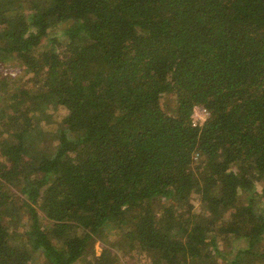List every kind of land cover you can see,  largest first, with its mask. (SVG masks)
<instances>
[{"label": "trees", "instance_id": "obj_1", "mask_svg": "<svg viewBox=\"0 0 264 264\" xmlns=\"http://www.w3.org/2000/svg\"><path fill=\"white\" fill-rule=\"evenodd\" d=\"M9 58L0 264H264V0H0Z\"/></svg>", "mask_w": 264, "mask_h": 264}, {"label": "rangeland", "instance_id": "obj_2", "mask_svg": "<svg viewBox=\"0 0 264 264\" xmlns=\"http://www.w3.org/2000/svg\"><path fill=\"white\" fill-rule=\"evenodd\" d=\"M64 26L71 27L72 29L75 28V26L73 25L72 19L68 20V22L65 25L64 24L62 25V27ZM58 32L60 33V30L58 28L50 30L49 37H51L53 34H58ZM61 32H62V29H61ZM47 43H48L47 39L43 38L40 46L47 45ZM0 64L3 67L18 69L19 73L16 77L21 75V72L24 68L21 64H19L18 61L12 58L7 59L5 62H2ZM16 77L3 76L2 73L0 72V79H2L3 81H6V80L8 81V80H11V78L14 79ZM165 98L166 96L162 98L163 102H165ZM47 113L49 117L48 118L46 117L43 119L41 126L39 127V129L34 131V134H35V137L38 138L39 140L44 139V138L50 139V142L53 145V142L55 141L57 127L59 125V122L62 120V118L66 114V111L62 107L51 106L47 109ZM192 201H193L194 210L197 213V217L200 219H205V207L203 206V204H201L198 198H193ZM41 223L42 224L44 223L43 215L41 217ZM105 241H108V242L111 241L113 243L116 242L117 244H120L122 247H126L128 245V242L124 237L122 236L116 237L114 235L108 234V235H105L102 239H97L92 243L91 247H92L93 253L99 254L102 246H104ZM146 259H148L147 255L141 254L140 251L138 250H132L131 252L125 254L122 264H143V262Z\"/></svg>", "mask_w": 264, "mask_h": 264}, {"label": "built area", "instance_id": "obj_3", "mask_svg": "<svg viewBox=\"0 0 264 264\" xmlns=\"http://www.w3.org/2000/svg\"><path fill=\"white\" fill-rule=\"evenodd\" d=\"M0 72L3 76H9V77H16L19 73L18 69L14 68H7V67H0ZM210 111L201 104H195L191 110V113L189 115V123L191 126H201L209 117ZM197 154H195V157Z\"/></svg>", "mask_w": 264, "mask_h": 264}]
</instances>
